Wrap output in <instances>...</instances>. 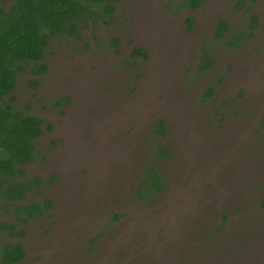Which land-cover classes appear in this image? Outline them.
<instances>
[{
    "label": "rangeland",
    "instance_id": "374dc122",
    "mask_svg": "<svg viewBox=\"0 0 264 264\" xmlns=\"http://www.w3.org/2000/svg\"><path fill=\"white\" fill-rule=\"evenodd\" d=\"M179 3L120 0L105 21L51 38L46 73L18 77L11 103L53 123L18 178L39 177L25 200L53 207L21 222L0 196V223H16L0 245L21 242L28 264H264V0ZM133 46L147 57L130 61ZM204 53L213 63L200 70ZM159 119L168 130L152 136ZM160 143L169 158H153ZM148 164L166 187L142 201Z\"/></svg>",
    "mask_w": 264,
    "mask_h": 264
},
{
    "label": "trees",
    "instance_id": "16d2710c",
    "mask_svg": "<svg viewBox=\"0 0 264 264\" xmlns=\"http://www.w3.org/2000/svg\"><path fill=\"white\" fill-rule=\"evenodd\" d=\"M119 1L13 0L7 9L0 8V196L7 201L4 205L14 213L17 221L28 222L30 219L41 217L53 207L51 199L41 202L25 200L30 191L43 185L39 177L18 180L25 173V165L36 158L38 150L35 140L45 130L53 127V123L46 122L41 116L10 103L18 77L46 73L48 64L43 60L51 38L76 35L88 19L105 21L115 11ZM202 2L203 0H180L178 6L194 9ZM193 23L194 18L188 16L187 27L191 28ZM228 29V22L220 19L216 24L214 36L220 38ZM249 33L245 31L234 34L231 43H242ZM117 41L118 38L115 37L112 40L113 45ZM139 55L145 57L146 51L134 47L130 61H134ZM127 62L128 60L124 61ZM212 63V56L204 53L197 67L206 70ZM28 82L32 87L38 80L30 77ZM213 92L212 89H207L204 97L211 96ZM69 102L70 97H61L55 101L56 105ZM167 130L165 120L159 119L153 126L151 135L163 136ZM170 151L168 145L156 144L152 156L155 159H166L170 157ZM55 181L57 176L52 175L49 182ZM165 187L166 181L161 171L154 164H148L141 170L136 181L135 197L142 201L151 200L163 192ZM225 220L226 216L223 217V221ZM14 227L16 223L12 221L0 223V229L9 232H12ZM24 258L25 250L21 242H6L0 245V264H28Z\"/></svg>",
    "mask_w": 264,
    "mask_h": 264
},
{
    "label": "flooded vegetation",
    "instance_id": "af4514ba",
    "mask_svg": "<svg viewBox=\"0 0 264 264\" xmlns=\"http://www.w3.org/2000/svg\"><path fill=\"white\" fill-rule=\"evenodd\" d=\"M204 1L205 0H203V2L201 3V5L200 6H202L203 4H204ZM11 5V4H10ZM200 6H198V7H200ZM197 7V8H198ZM0 8H3V9H7V7H0ZM197 8H194V9H192V10H196ZM195 21V20H194ZM116 37V36H115ZM115 37H113V39L115 38ZM118 38V37H117ZM112 39V40H113ZM118 41H119V38H118ZM118 41H117V43H118ZM117 43L114 45V46H116L117 45ZM135 47H138V46H135ZM133 48H134V46H133ZM133 48H132V50H133ZM141 48V47H140ZM143 49V48H142ZM132 50L130 51V55H131V52H132ZM145 50V49H144ZM146 51V50H145ZM46 52V51H45ZM147 55H148V52L146 51V56L144 57V56H142V55H139V56H137V57H141V58H146L147 57ZM136 57V58H137ZM38 75V74H37ZM36 76V75H35ZM11 103V102H10ZM12 104V103H11ZM13 105V104H12ZM25 250V249H24ZM25 257H26V251H25ZM25 259V258H24Z\"/></svg>",
    "mask_w": 264,
    "mask_h": 264
}]
</instances>
